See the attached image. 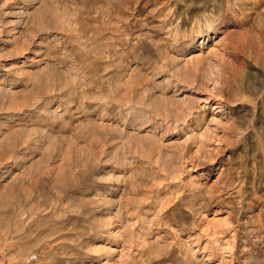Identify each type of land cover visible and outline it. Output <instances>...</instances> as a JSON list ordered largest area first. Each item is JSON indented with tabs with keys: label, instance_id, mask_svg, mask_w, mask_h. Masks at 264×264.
<instances>
[{
	"label": "rangeland",
	"instance_id": "obj_1",
	"mask_svg": "<svg viewBox=\"0 0 264 264\" xmlns=\"http://www.w3.org/2000/svg\"><path fill=\"white\" fill-rule=\"evenodd\" d=\"M0 264H264V0H0Z\"/></svg>",
	"mask_w": 264,
	"mask_h": 264
},
{
	"label": "bare ground",
	"instance_id": "obj_2",
	"mask_svg": "<svg viewBox=\"0 0 264 264\" xmlns=\"http://www.w3.org/2000/svg\"><path fill=\"white\" fill-rule=\"evenodd\" d=\"M199 62V61H198Z\"/></svg>",
	"mask_w": 264,
	"mask_h": 264
}]
</instances>
